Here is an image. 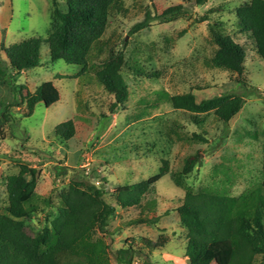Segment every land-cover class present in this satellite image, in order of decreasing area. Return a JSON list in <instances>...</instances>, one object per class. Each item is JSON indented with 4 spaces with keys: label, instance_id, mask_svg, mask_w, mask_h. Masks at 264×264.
Here are the masks:
<instances>
[{
    "label": "rangeland",
    "instance_id": "1",
    "mask_svg": "<svg viewBox=\"0 0 264 264\" xmlns=\"http://www.w3.org/2000/svg\"><path fill=\"white\" fill-rule=\"evenodd\" d=\"M56 1L60 9H67L66 0ZM248 1L209 0L204 6H187L190 14L185 18L164 25L154 20L150 28L131 34L147 14L155 18L171 6L187 5L188 0H118L111 7L105 35L94 49L99 67L112 54L126 57L123 70L131 96L127 105L114 110V98L93 70L83 72L64 61H51L47 38L54 0H0V71L5 72L0 74V208L6 204L7 178L18 174L21 165L38 171L37 194L50 198L54 207L60 205V195L70 181L82 178L104 190V199L115 205L113 193L118 187L158 174L162 160L169 162L171 172H180L185 159L197 151L204 153L202 166L187 181L195 191L214 189L238 196L261 182L264 62L250 35L237 28L234 13ZM223 5L225 11L214 16L212 23L221 22L246 48L241 77L208 67L206 60L217 47L208 23H195L209 9ZM32 37L44 40L40 66L16 75L9 69L5 49ZM135 64L144 72L141 77ZM47 81L59 90L60 101L50 108L39 104L31 117H25L26 101L19 87L25 85L33 93ZM163 92L171 96L193 93L197 102L221 94L239 95L246 103L229 125L211 116L203 130L166 103ZM69 120L74 121L76 134L66 141L56 130ZM193 134L204 136L206 142L192 139ZM183 196L168 175L156 186L154 208L145 204L122 210L116 206L108 237L99 234L96 238L110 244V263L116 264L118 250L130 245L143 248L144 239L156 242L164 236L169 240L165 250L149 254L142 249L132 264H188L184 252L187 232L176 211ZM46 215L34 213L25 220L32 236L50 226Z\"/></svg>",
    "mask_w": 264,
    "mask_h": 264
},
{
    "label": "trees",
    "instance_id": "2",
    "mask_svg": "<svg viewBox=\"0 0 264 264\" xmlns=\"http://www.w3.org/2000/svg\"><path fill=\"white\" fill-rule=\"evenodd\" d=\"M117 1L66 0L67 9L62 10L54 0L47 38L51 61H64L81 67L83 72L93 70L105 91L114 98V110L127 105L131 96L123 70L126 57L123 53L112 54L99 67L94 60V49L105 35L111 7ZM208 2L188 0L187 5L171 6L155 18L147 14L143 22L132 28L131 34L150 28L154 20L160 25L179 21L190 14L187 6H204ZM224 11V5L211 8L196 18L195 23H208L217 47L214 56L206 60L208 67L241 77L245 71L246 48L222 28L221 22L212 23L213 17ZM234 13L237 28L250 35L264 62V0H249L236 7ZM43 42L39 37H32L6 48L9 69L20 75L38 68ZM134 68L138 76L144 75L140 65L135 64ZM19 89L26 101L25 117H31L39 104L50 108L61 98L52 81L43 82L33 93L25 85ZM161 96L175 111L185 114L190 123L203 130L211 116L229 125L246 103L242 96L229 94L201 102H197L193 93L171 96L163 92ZM56 133L70 141L76 134L74 121L62 124ZM193 138L206 142L202 135L193 134ZM203 154L197 151L188 156L180 172H171L169 162L162 160L158 174L137 184L118 187L113 193L115 205L104 199V190L82 178L70 181L67 191L60 195V205L54 207L50 198L42 199L37 194L38 171L21 165L18 174L7 178L6 204L0 208V264H111L110 244L96 238L99 234L108 237L116 206L122 210L142 208L145 204L154 208L156 186L168 175L184 194L176 211L187 232L184 252L188 264H264V159L262 181L233 196L214 189L195 191L187 184L195 169L202 166ZM46 212L50 226L38 236H32L25 220L34 213ZM168 245L169 240L164 236L156 242L144 239L143 248L130 245L118 250L114 262L132 264L135 256L141 254L138 251L147 249L150 254L163 251Z\"/></svg>",
    "mask_w": 264,
    "mask_h": 264
}]
</instances>
